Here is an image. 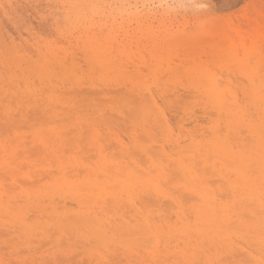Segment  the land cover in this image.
Returning a JSON list of instances; mask_svg holds the SVG:
<instances>
[{
  "label": "rangeland",
  "instance_id": "obj_1",
  "mask_svg": "<svg viewBox=\"0 0 264 264\" xmlns=\"http://www.w3.org/2000/svg\"><path fill=\"white\" fill-rule=\"evenodd\" d=\"M258 18L264 0H0V264H264V172L255 163L264 154L255 106L264 101L244 98L254 56L231 57L224 44ZM110 52L130 76L103 63ZM212 80L249 111H219L206 94ZM222 141L230 148L216 151ZM111 152L125 161L101 157ZM150 155L165 169L194 164L185 197L199 189L210 200L196 195L182 212L158 199L130 176ZM144 192L164 206L138 215L130 205L146 204ZM134 215L156 227L154 240L127 237Z\"/></svg>",
  "mask_w": 264,
  "mask_h": 264
},
{
  "label": "bare ground",
  "instance_id": "obj_2",
  "mask_svg": "<svg viewBox=\"0 0 264 264\" xmlns=\"http://www.w3.org/2000/svg\"><path fill=\"white\" fill-rule=\"evenodd\" d=\"M242 31H241V29H239V31H238V34H239V37H237V38H234V36L233 35H228V38H225L224 39V44L225 45H228L229 46V48L231 49V51H230V55H231V57L232 56H235L236 54H238L240 51L243 53V55H245V57H249V56H251V55H253L254 56V58H255V61H254V64L252 65V67L250 68H243L244 70H246V71H248L250 74H251V76L253 77V80L251 81V85H250V87H248L247 89H246V91H244V95H245V100H246V102L248 103V105H249V103H258V102H260V104L264 101V67L263 66H261V64L264 62V22H261L260 21V19L258 18V19H255L254 20V23L252 24V29L251 30H249V31H246L245 32V34H242L241 33ZM85 42H87L86 44H85V47L86 48H92V50L91 51H93L94 52V50L96 51V40H94V39H88V41H85ZM99 49V48H98ZM97 49V50H98ZM111 53L112 52H110L109 53V56L107 57V54L105 55V54H100L99 55V57H100V59L101 58H105L104 60H103V63H105V64H107L108 66H109V64L110 65H112L113 64V59H111ZM114 53V55L116 54V52H113ZM93 55V54H92ZM91 54L89 55V57H91L92 56ZM117 55V54H116ZM119 56V55H118ZM107 57V58H106ZM93 58H95V60H96V53H95V55L93 56ZM1 59H2V57H0V63H1ZM99 59V58H98ZM97 59V60H98ZM96 60V61H97ZM116 60V59H115ZM117 62H118V60H116ZM116 61H114L115 63L114 64H118V65H120L121 63H123L122 62V60L120 59L119 60V62L117 63ZM15 62V61H14ZM121 62V63H120ZM94 63V62H93ZM120 63V64H119ZM10 64V63H9ZM95 65H96V63H95ZM115 66V67H118L117 69H116V71H118V69L120 68V66ZM106 66V65H105ZM125 66H126V64H125ZM125 66L124 65H122L121 66V68H125ZM107 67V66H106ZM127 67V66H126ZM245 67H248V65L246 64L245 65ZM120 68V70L118 71V72H120L122 69ZM123 68V69H124ZM128 68V67H127ZM128 69H126L125 68V70H122L123 72H124V75L125 74H127L126 73V71H127ZM121 71V72H122ZM129 71V70H128ZM203 71H204V73L207 75V76H210V70L208 69V68H204L203 69ZM127 75H129V73L127 74ZM130 76V75H129ZM133 76V75H132ZM134 77V76H133ZM254 77L257 79V81H255V79H254ZM211 80V79H210ZM213 81V84L211 85H209L208 86V88H207V90H206V94L208 95V96H212V98H213V100H214V102H215V105L218 107V108H220L219 109V111H224V112H227V113H234L235 114V116H240V115H242V114H245L246 112H248L249 111V108H248V106L247 105H240L239 103H237V96H236V93L234 92V96H233V92L230 90H226L225 88H220L218 85H216L215 84V82H214V80H212ZM126 95V94H125ZM124 95V96H125ZM228 95H232L234 98H233V101L232 102H227V96ZM126 97V96H125ZM128 97V96H127ZM174 101V100H173ZM179 101V100H178ZM168 103H171V102H168ZM256 107V112L258 113V115L259 116H262L263 115V118H264V106H262V105H256L255 106ZM186 108V107H185ZM164 109V108H163ZM137 110V112L139 111L140 113H142V112H145V113H149L151 110L150 109H144V108H141V109H136ZM165 110V109H164ZM185 110V109H184ZM188 110V109H187ZM161 112V111H160ZM152 113V112H151ZM150 113V114H151ZM149 114V115H150ZM165 116V115H164ZM257 135L259 136L258 138V144H259V146H262L263 145V139H264V128H259L258 130H257ZM115 138H118V136L116 137L115 136ZM120 138V137H119ZM120 140V139H119ZM118 139H117V142H116V140H115V142L116 143H119V142H121V141H119ZM123 144V143H122ZM147 144V146L149 145L148 143H146ZM119 145H120V143H119ZM137 147H140V148H142L143 146V149L146 151L145 153L146 154H148L149 152H148V148H146L147 146L146 145H144L143 143H136L135 144ZM120 146H122V145H120ZM135 146V147H136ZM217 147H216V151H219V150H223V149H225V147H228V148H230V145L229 144H227L225 141H222V142H220V143H217V145H216ZM123 147V146H122ZM149 147H150V145H149ZM124 149H120V150H125V149H127L126 147H123ZM104 149H106V148H104ZM116 149V148H115ZM200 148H196V146L194 147V145H192V149H189V150H187L188 152H193V151H196V150H199ZM119 150V149H118ZM117 150V151H118ZM119 150V151H120ZM122 152V151H121ZM114 154V152H111V154H110V156L109 155H101V153H98V154H100L101 155V157H103L104 159H105V161L106 160H108V159H112V160H114V161H116V162H118V166L120 165V164H122V162H124L125 160L123 159V161L121 162L120 160H121V158L120 159H116V158H114L113 157V154ZM122 153H124V152H122ZM102 154H104V152L102 153ZM192 155L193 154H191V158L192 159H194L193 157H192ZM151 157H150V164L149 165H144V166H142V168H143V172H139V171H137V172H132V174H130V176L132 177V178H134L135 180H139V181H142V186H146L147 188H148V190L149 189H153L154 190V192H156V196L158 195V199H159V195L161 196H163V197H165V198H167V199H171L173 202H175V204L179 207V209L182 211V207H184L185 205H186V203L189 201V202H191L192 200H194V198L196 197V195H198V196H200V197H202L203 198V200L204 201H208V200H210V192L209 191H203V190H199V189H191V191H190V195L189 194H186V197H187V195L188 196H190V197H192L191 195H193V197L190 199V197H188V198H186L185 197V191L182 189L183 188V186H182V182L184 181V177H186V176H188V175H192V172L193 171H197V170H194V169H196V167H195V165L194 164H192V163H195L196 161H195V159L192 161V163H187V164H180V167H181V170H176L175 168H172L171 170L170 169H165V167H164V164L162 163V162H160V163H158V164H155V163H157L155 160H154V158L153 157H156V156H153V155H150ZM238 155H237V153L236 152H233V158L235 159L236 157H237ZM243 156V155H242ZM242 156H240L239 155V158H240V160H242ZM169 159H171V157H169ZM197 159V158H196ZM255 163H256V165H257V169H259L261 172H264V154H262V156H261V158L259 159V160H256L255 161ZM117 166V167H118ZM153 167H155L156 169H158L157 171L154 169H152ZM183 171H184V173H183ZM192 176H198V173H197V175H196V173L194 172V174L192 175ZM212 180L214 179V178H211ZM209 180H210V178H209ZM144 184V185H143ZM176 188H177V190H176ZM176 191V192H174L173 193V191ZM219 190H221V188L219 189ZM136 191H138L137 189H132V191L130 192V195H132L134 192H136ZM147 192V191H146ZM154 192H153V194H152V196L153 197H155L154 196ZM221 192V194H218V195H216V200H217V197H218V199H219V201H222L223 200V196H226V194L224 193V192H222V191H220ZM145 193V192H144ZM144 193H142L141 194V196L139 197L140 198V202L144 199V201H145V203L146 204H144L143 206H136L135 204H132V205H130L131 206V209H132V207H133V210L135 209V212H136V210L137 211H139L140 213H138V215H141V211H143V207H149V205L150 206H152L153 204H154V202H151L152 201V197H151V193H150V196H149V194H148V196L149 197H151V200H148L149 198H148V196H147V194L145 195ZM148 193V192H147ZM82 194H80V195H78V196H76V197H74V199L75 198H77V200H79V201H75V200H73L74 202H76L77 204H83L84 202L82 201V198H80V196H81ZM147 196V200H146V197L145 198H143V196ZM161 198V197H160ZM156 199V197L153 199V200H155ZM158 199H156V204H159L158 206H164V205H162V204H165L163 201L162 202H159V200ZM134 201V200H133ZM133 201H131V202H133ZM147 201H149V202H147ZM1 202V201H0ZM80 202V203H79ZM158 202V203H157ZM150 203V204H149ZM151 203H153V204H151ZM161 203V204H160ZM206 203V202H205ZM160 206V207H161ZM167 206V205H166ZM165 206V207H166ZM104 206H101V207H99V208H103ZM121 207V206H120ZM123 207V206H122ZM164 207V208H165ZM194 207V205L192 204L191 206H190V208H193ZM104 208H106V207H104ZM103 208V209H104ZM110 208H112V207H110ZM109 209V208H108ZM113 209V208H112ZM115 209V208H114ZM130 209V210H131ZM67 211H68V209H66ZM102 210V209H101ZM105 210H107V209H105ZM173 210V209H172ZM102 211H104V210H102ZM167 211V210H166ZM170 211V210H169ZM101 212V211H100ZM133 212V211H132ZM134 212V213H135ZM144 212V211H143ZM172 212V211H171ZM183 212V211H182ZM107 213V212H106ZM109 213H110V211H109ZM113 214V213H112ZM124 214V213H123ZM137 214V213H136ZM135 214V215H136ZM74 215L76 216L77 215V213L75 214L74 213ZM79 216L81 215V214H78ZM78 215L76 216V217H78ZM104 215H105V213H104ZM134 215V216H135ZM130 216H131V214H130ZM81 217V216H80ZM80 217H79V219H80ZM131 217H133V216H131ZM130 217V218H131ZM137 216H135L134 217V219L132 218V220H134L135 222V225H134V223H132L133 224V226H132V224L131 223H128V225L130 224L131 225V227H129L126 223L124 224L123 222H125V221H123V220H121L122 221V223H121V227H123L124 225V228H127V226H128V228L131 230L132 229V231L134 232H131L128 228L126 229V232H128V233H130L131 235H128L127 234V237L128 238H130L131 239V237H138V239H140L141 238V240L145 237L146 238V236L145 235H148V236H150V238H152L153 239V237H154V235H155V233H154V230L156 229V227L155 226H150V223L149 222H143V221H141V219H139L140 220V222H143V223H139V221H136L135 220V218H136ZM81 218H84V217H81ZM120 218V217H119ZM121 218H122V216H121ZM120 218V219H121ZM73 219V218H72ZM85 219V218H84ZM115 223H113V224H111V226L113 225V230L115 231V232H117L118 234H119V232H120V230H118L117 229V227H116V222L118 223V221H114ZM168 223V222H167ZM124 224V225H123ZM138 224H139V226H138ZM154 224H157V223H155L154 222ZM120 225V224H119ZM152 225V224H151ZM159 225V224H158ZM100 226H103V225H100ZM108 226V225H107ZM110 226V225H109ZM114 227H116L115 229H114ZM133 227H135V228H133ZM136 227H137V229H139V230H136ZM103 228V227H102ZM124 228H122V229H124ZM116 229L118 230V231H116ZM104 230H108V229H104ZM111 231H113L112 229H110ZM103 231V230H102ZM106 231H103V233L104 232H106ZM110 232V231H109ZM115 232H114V235H116L115 234ZM124 232H125V230H124ZM124 232L122 231V233L124 234ZM103 233H101V234H103ZM112 233V232H111ZM122 233H120L119 235H122V237H123V234ZM105 234V233H104ZM113 234V233H112ZM108 235V234H107ZM113 235V236H114ZM125 235V234H124ZM103 236H105V235H103ZM109 236H112L111 234L109 235ZM112 236V237H113ZM126 236V235H125ZM151 236H153V237H151ZM156 236V235H155ZM102 236H100L99 238H101ZM121 237V238H122ZM143 237V238H142ZM157 237V236H156ZM106 238V237H105ZM109 238V237H108ZM108 238H106L107 240H108ZM118 238H120V236L118 237ZM149 238V237H148ZM101 239H104L103 237L101 238ZM156 239V238H155ZM210 239L212 240V239H214V240H216V239H218V240H220L218 237H210ZM97 240V239H96ZM111 240V239H110ZM109 240V241H110ZM145 240H148V239H145ZM154 240V239H153ZM98 241V240H97ZM104 241H106L105 239H104ZM109 241H106V242H109ZM157 241V240H156ZM155 241V242H156ZM213 241V240H212ZM104 243V242H103ZM159 246V245H158ZM160 251V250H159Z\"/></svg>",
  "mask_w": 264,
  "mask_h": 264
}]
</instances>
